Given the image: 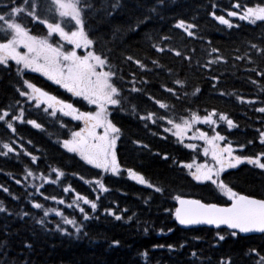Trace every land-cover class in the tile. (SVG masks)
Wrapping results in <instances>:
<instances>
[{
  "label": "trees",
  "instance_id": "trees-1",
  "mask_svg": "<svg viewBox=\"0 0 264 264\" xmlns=\"http://www.w3.org/2000/svg\"><path fill=\"white\" fill-rule=\"evenodd\" d=\"M236 2L251 6L259 0H119L115 10L111 8L113 0H89L92 9L85 15L86 31L96 41L95 50L107 55L117 77H123L117 83L125 99L112 114L121 128L119 162L163 190L157 192L155 187L133 181L126 171L117 176L86 164L62 147L67 133L57 134L55 123L46 131L17 123L15 134L0 124V153L7 152L5 142L15 139L22 145L0 154V207L7 210L0 212V264H257L259 256L251 249L264 255V234L238 233L232 237L226 229L187 227L176 221L173 213L177 195L206 203L227 202L211 194L212 190L216 193L215 185L207 182L204 186L193 180L189 170L179 164L207 160L201 147H186L187 141L181 142L164 130L171 127L167 119H158L166 116L179 122L189 111L203 116L216 109L235 124L231 129L222 121L216 126L226 140L236 146L261 145L258 140L264 131V113L258 109L264 107V76L258 73L264 72V55L251 45L264 48V22L253 24L230 17L232 27L219 23L215 16L228 17V11H239L232 7ZM8 4L9 0H0V9L6 10ZM181 19L196 25L190 29L193 36L175 27ZM26 25L33 34H45L38 23ZM214 48L218 51L213 52ZM176 51L181 54L177 56ZM129 56L133 57L131 61ZM218 56L221 59L217 60ZM136 60L146 67L140 68ZM30 78L32 83L53 90L38 76ZM177 79L184 85L174 84ZM20 81L13 70L0 66V108L15 105L16 110L27 109L16 91ZM133 87L139 91H131ZM166 88L175 89L176 95ZM196 88L200 91L194 94ZM156 99L168 107L160 108ZM148 112L157 114L156 123L140 119ZM29 118L40 124L45 121L43 116L29 114ZM65 124L74 126L67 120ZM195 127H204L209 135L213 134L210 125ZM26 151L37 157L35 163ZM52 168L61 169L65 175L56 180ZM26 169L33 176H27ZM250 177L240 179L238 184L264 197L262 183ZM98 178L108 191L101 192L94 183H86ZM69 185L72 190L65 192ZM77 193L97 204L93 211L90 205L79 202L88 212V220L83 219L76 205L68 207ZM61 199L63 204L59 203ZM32 202L43 207L33 208ZM45 209H56L76 220L81 231L63 224L55 211L45 217ZM24 212L29 214L23 216ZM116 215L121 219L117 220ZM41 219L44 224L37 222ZM58 224L67 232L59 231ZM217 232L225 239L219 240ZM114 240L119 244H113Z\"/></svg>",
  "mask_w": 264,
  "mask_h": 264
},
{
  "label": "snow or ice",
  "instance_id": "snow-or-ice-1",
  "mask_svg": "<svg viewBox=\"0 0 264 264\" xmlns=\"http://www.w3.org/2000/svg\"><path fill=\"white\" fill-rule=\"evenodd\" d=\"M44 2L47 3L46 8L42 7ZM118 6L119 0H113L112 10ZM232 7L239 9V11H228V17H238L240 20L249 21L253 24L257 21L264 22V0H259L258 3L251 6L236 2ZM91 9L92 5L89 0H20V3H17L16 0H9L6 10L0 9V66L8 68L11 61L17 66L18 75L22 76L25 70L40 73L49 81L65 89L72 97L81 98L87 105L94 106V110L82 111L74 103L60 99L28 79H23V86L17 88L19 96L26 98L27 102H34L36 108L43 106L45 113L54 117L59 113L61 116L71 117L72 120L82 123V127L70 130L67 138L62 140V147L67 152L75 153L86 164L102 170V173L119 175L122 168L117 159L116 145L121 137V128L113 123L109 115L110 107L120 106L125 99L122 95L123 89L117 83V80H122L123 77H117L107 55L95 50L96 41L86 31L85 15ZM107 14L111 15V12ZM25 19L32 24L42 25L45 34H33L31 28L24 23ZM215 19L221 24L233 26L231 21L222 15L215 16ZM175 27L183 29L188 36H193L194 33L190 29L195 28L196 25L181 19L176 22ZM251 47L264 55V48L256 44H252ZM170 50L175 51L174 49ZM157 51H164V49L157 48ZM212 51L217 52L218 50L214 48ZM180 54L179 51H176L177 56ZM240 58L237 57V59ZM127 59L131 61L133 57L129 56ZM216 59L219 60L221 57L218 56ZM135 63L142 69L146 67L140 60H136ZM153 64H157V62L153 61ZM258 75L264 76V72H259ZM213 79L216 78L213 77ZM173 83L183 86L185 82L177 79ZM131 91L135 92L139 89L133 87ZM166 91L176 95L173 88H166ZM199 91L200 89L196 88L194 94ZM237 99L243 101L244 98L238 96ZM19 103L20 101H16L17 105ZM155 103L162 109L168 107L159 99H156ZM10 109L11 106L8 109L0 108V121L5 122L7 128L15 132L16 129L12 121L23 123L24 110L21 108L18 114H13ZM258 111L264 113V107L259 108ZM140 119L156 123L157 114L148 112L146 116H141ZM158 119H167V123L171 127L164 130L172 132L181 142L190 131L194 133L190 139H199L204 142L203 155L204 157L210 156L211 162L205 160L197 163L193 159L190 163L179 161V164L189 170L193 180L211 182L230 201V203L221 205L177 195L174 199L178 202V206L173 213L176 221L184 226L206 224L215 226L217 229L226 226L228 230H231L229 234L232 237H236L238 233H264V199L241 194L221 179V174L226 169L236 168L243 162L264 169V152L255 155L235 154L232 143L216 131V126L221 121L226 122L229 129L235 127V124L225 113H218L216 109L203 116L195 111H189V115L181 117L179 122L166 116H159ZM26 122L34 128H42V124L36 120L29 119ZM197 124L212 126L213 134L209 135L208 132L195 127ZM65 126L63 123L61 124V127ZM222 141L224 142L223 145L220 143ZM260 142L264 144V131L260 132ZM186 147L196 149L197 145L188 143ZM239 147L242 149L244 146L239 145ZM3 148L7 152L15 151L9 143H4ZM7 152L0 154L6 155ZM25 154L31 156L33 163L37 161V157L32 156L31 153L26 151ZM165 158L167 157L165 156ZM51 171L56 174V180L65 175L59 168H52ZM124 171L127 172L130 179L141 185H147L149 188L155 187L157 192L163 190L154 186L144 175L132 168L124 169ZM26 174L33 176V172L27 169ZM41 179L49 180L46 176H41ZM16 182L20 183L19 180ZM49 182L55 183L56 181L51 180ZM86 183H94L101 192L108 191L102 178L86 181ZM70 190H72L70 185L64 188L65 192ZM4 191L7 192L8 189L5 188ZM50 198L56 200L55 196ZM80 201L85 205H90L93 211L96 210L97 204L87 196L77 193L72 204L68 205V207H72L73 204L76 205L83 219L88 220L89 214L84 207L80 206ZM59 203L63 204L64 200H59ZM32 207L40 209L43 206L40 203L32 202ZM5 211H7L5 208L0 207V212ZM50 211H55L57 216H61L63 224L77 225L76 220L69 219L56 209H45L44 216L46 217ZM106 211L115 215L111 209ZM28 214L24 212L22 215L27 216ZM116 219L119 220L121 217L116 215ZM37 222L45 223L43 219ZM57 229L61 232H67V229L59 224ZM76 231L80 232L81 227L76 226ZM217 237L221 241L225 239V236L220 232H217ZM112 243L119 244V241L114 240ZM27 246L30 247V245ZM168 247L172 248L173 246L168 245ZM251 252L259 256L257 264H264V255L257 253L256 249H251ZM221 264L224 262L222 261Z\"/></svg>",
  "mask_w": 264,
  "mask_h": 264
},
{
  "label": "flooded vegetation",
  "instance_id": "flooded-vegetation-1",
  "mask_svg": "<svg viewBox=\"0 0 264 264\" xmlns=\"http://www.w3.org/2000/svg\"><path fill=\"white\" fill-rule=\"evenodd\" d=\"M67 96L65 95L64 98L68 99V101L74 103L75 106L79 107L82 111H86L87 109V104L86 102H83L81 98L78 97H72L70 93L66 92ZM83 102L82 104H80ZM81 106V107H80ZM89 108H94V106H89ZM81 123V122H80ZM81 127L83 126L82 123L80 124ZM258 142H260L258 140ZM235 149V154L237 155H255L259 152H264V144L261 145H250V146H244L242 149L238 146L234 147ZM259 149V150H258ZM252 176L253 181H260L262 183V190H264V169H260L254 165L247 164V162H243L239 164L236 168H231V169H226L222 174H221V179L228 184L230 187H232L235 191L244 194V195H250V196H255L251 192L252 189L248 188L247 190L240 186L238 184V181L240 179L247 180V178H251ZM261 176V177H259ZM203 185V184H202ZM203 193H207L205 189L202 190ZM211 194L213 196H220L221 199L225 200V202L230 203L228 201L227 197L223 196L222 193L219 192V190H216V193L211 191ZM264 198V197H261Z\"/></svg>",
  "mask_w": 264,
  "mask_h": 264
},
{
  "label": "rangeland",
  "instance_id": "rangeland-1",
  "mask_svg": "<svg viewBox=\"0 0 264 264\" xmlns=\"http://www.w3.org/2000/svg\"><path fill=\"white\" fill-rule=\"evenodd\" d=\"M204 125H206V124H204ZM200 130H202V131H205L206 132V130H205V128L203 127H201V129ZM169 134H171L172 136H174L173 134H172V132H168ZM194 133L192 132V131H190L188 134H187V136H185V138L183 139V140H188V141H193V142H196V141H198V143L196 144V145H202L201 146V150L203 151V147H204V142L202 141V140H199V139H190V137L193 135ZM175 138H177L176 136H174ZM178 139V138H177ZM206 159L209 161V162H211V158H210V156L209 157H206ZM203 161H205V160H203ZM206 182V181H205Z\"/></svg>",
  "mask_w": 264,
  "mask_h": 264
},
{
  "label": "water",
  "instance_id": "water-1",
  "mask_svg": "<svg viewBox=\"0 0 264 264\" xmlns=\"http://www.w3.org/2000/svg\"><path fill=\"white\" fill-rule=\"evenodd\" d=\"M254 198H256V197H254ZM257 199H259V198H257ZM177 204H178V202H177ZM184 226V225H183ZM187 227H211V228H216L215 226H212V225H206V224H199V225H189V226H187ZM220 228H225V229H227L226 228V226H221ZM219 228V229H220ZM217 229V228H216ZM243 235H256V234H262V233H260V232H250V233H242Z\"/></svg>",
  "mask_w": 264,
  "mask_h": 264
}]
</instances>
